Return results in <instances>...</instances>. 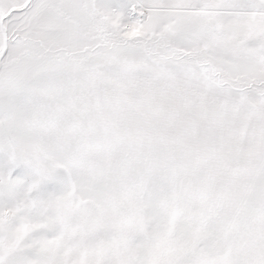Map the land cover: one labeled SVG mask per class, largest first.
I'll return each mask as SVG.
<instances>
[{"label":"snow or ice","instance_id":"snow-or-ice-1","mask_svg":"<svg viewBox=\"0 0 264 264\" xmlns=\"http://www.w3.org/2000/svg\"><path fill=\"white\" fill-rule=\"evenodd\" d=\"M0 264H264V0H0Z\"/></svg>","mask_w":264,"mask_h":264}]
</instances>
